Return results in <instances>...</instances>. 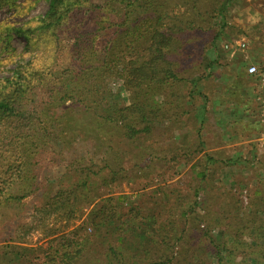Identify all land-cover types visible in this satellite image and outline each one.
<instances>
[{
  "label": "trees",
  "instance_id": "1",
  "mask_svg": "<svg viewBox=\"0 0 264 264\" xmlns=\"http://www.w3.org/2000/svg\"><path fill=\"white\" fill-rule=\"evenodd\" d=\"M39 1L0 0V9L13 11L0 19V264H264L260 188L246 206L237 193L231 195L211 222L208 206L198 212L199 192L188 201L174 200L164 221L160 210L146 213L125 193L114 192L126 178L119 143L126 142L131 158L144 149L142 158L158 159L161 168L209 145L202 120L198 147L183 155L167 161L151 145L141 146L173 113L158 94L170 91L171 103L196 115L203 75L193 79L183 72L204 74L217 62L203 54L215 46L214 19L223 14V0H45L44 14L28 17ZM63 33L74 43L69 60L59 63ZM15 35L26 40L22 49L13 45ZM112 80L130 92L128 105ZM204 160L221 161L207 153ZM88 208L81 225L46 247L22 243L31 212L37 219L56 212L70 219ZM211 226L223 231L213 235ZM193 236L204 239L202 253L178 256L177 248Z\"/></svg>",
  "mask_w": 264,
  "mask_h": 264
},
{
  "label": "rangeland",
  "instance_id": "2",
  "mask_svg": "<svg viewBox=\"0 0 264 264\" xmlns=\"http://www.w3.org/2000/svg\"><path fill=\"white\" fill-rule=\"evenodd\" d=\"M21 1L18 0V3ZM203 1L209 3L211 0ZM222 3L223 14L214 19L216 30L219 32L215 46L203 54L205 57L207 55L209 61L217 59V62L204 74L194 69H186L183 72L193 79L203 75L199 84L202 94L193 103L197 116L193 110L184 113L177 104L171 103L173 98L170 91L164 95L158 94L155 98L163 103L162 107L167 110L174 106L173 110H169L173 113L164 121L166 126L165 123L156 125L152 133L153 139L143 142L141 146L151 145L154 153L166 155L167 161L175 155H183V152L198 147L194 139L202 120L205 123L202 134L209 141V145L199 152L189 154L191 156H180L178 164L173 162L162 168L158 159L151 158L149 162V158H142L144 149L138 152L136 150L137 154L131 158L126 142L118 145V153L122 155L126 165V178L114 192L125 193L129 203L140 205L146 213L160 210L159 217L163 221L170 214V206L174 200L176 204L179 200L188 201L198 192V212L204 213L205 205L208 206L209 222L211 218L219 216V207L225 206L226 201L232 202L231 195L237 193L242 205L246 206L255 198L257 188L262 189L264 193L261 182L264 179V0H223ZM47 6L45 0H40L31 9L28 17L44 14ZM180 9L185 14L191 13L187 6ZM12 13L8 7H4L0 9V19L9 17ZM166 22L168 23V20ZM208 33L213 34V31ZM197 37L202 40V37ZM12 42L18 49H22L26 44L23 37L16 35ZM73 43L74 38L68 37L66 33L61 35L57 56L60 58L59 63L69 60ZM200 45L201 43L197 46ZM252 64L258 69L254 75L248 74V67ZM111 83L112 87L120 92L123 102L128 105L130 92L121 81L112 80ZM186 92L187 89L184 93ZM183 133L187 135L185 138ZM216 136L220 139V144H215ZM110 140L108 136V145L112 144ZM113 150H117L115 144ZM206 153L215 155L221 161L207 165L204 160ZM113 154L107 156L112 164L115 159ZM207 168V177L202 179L203 170ZM149 180H152L151 184H147ZM198 187L199 191L196 190ZM25 202L30 203L32 199H26ZM88 212L89 208L84 209L82 215L70 219L61 212L37 219L31 212L25 219L28 226L22 232V243L33 247H46L54 236L81 225ZM223 215L221 213L222 217ZM200 227L206 229L207 221H201ZM210 230L213 235H218L223 228L211 226ZM194 233L198 236V230ZM193 238L177 248L178 256L183 258L187 254L190 258L193 253H202L200 248L205 243L204 239ZM94 252L96 253V249ZM205 252L211 255L210 250L206 249ZM90 253L93 254L92 251Z\"/></svg>",
  "mask_w": 264,
  "mask_h": 264
},
{
  "label": "built area",
  "instance_id": "3",
  "mask_svg": "<svg viewBox=\"0 0 264 264\" xmlns=\"http://www.w3.org/2000/svg\"><path fill=\"white\" fill-rule=\"evenodd\" d=\"M258 72L257 66L255 64H252L248 67V74L254 75Z\"/></svg>",
  "mask_w": 264,
  "mask_h": 264
}]
</instances>
